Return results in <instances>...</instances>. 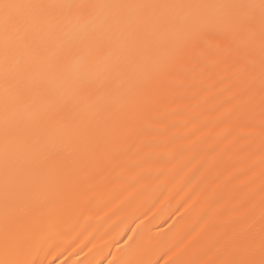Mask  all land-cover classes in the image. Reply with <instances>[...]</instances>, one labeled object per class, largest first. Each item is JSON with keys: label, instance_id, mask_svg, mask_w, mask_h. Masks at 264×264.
I'll return each mask as SVG.
<instances>
[{"label": "bare ground", "instance_id": "1", "mask_svg": "<svg viewBox=\"0 0 264 264\" xmlns=\"http://www.w3.org/2000/svg\"><path fill=\"white\" fill-rule=\"evenodd\" d=\"M15 2L169 7L50 9L35 34L38 47L10 41L15 51L7 72L0 33V242L6 211L48 216L33 242L11 258L218 264L232 258L234 240L258 249L264 238L259 9L217 6L260 0ZM250 11L256 23L237 30L233 16ZM194 29L209 32L215 52H194L169 70L176 47Z\"/></svg>", "mask_w": 264, "mask_h": 264}, {"label": "snow or ice", "instance_id": "2", "mask_svg": "<svg viewBox=\"0 0 264 264\" xmlns=\"http://www.w3.org/2000/svg\"><path fill=\"white\" fill-rule=\"evenodd\" d=\"M64 7L76 9L90 8H110V9H153L161 7H169L165 5H149V4H134V5H51L41 3H18L15 0H0V33L3 34L4 47L2 49L3 63L5 72H7V64L10 57L14 54L15 48L10 43L13 37L18 42H26L27 46L33 44L39 46L35 34L41 31L48 21V11L50 9H63ZM229 10L247 8L250 10L259 9V23L261 25V53H262V75H264V0H260L259 5H220ZM79 17L83 18L86 13L81 11ZM257 16L255 11H250L248 15L240 17L233 16V24L237 30L250 28L256 23ZM121 23H127V17H121ZM62 24V21L60 22ZM58 30V29H57ZM223 35V33H218ZM209 32L205 29L191 30L183 37L181 42L175 49L174 62L168 66L171 70L175 63L186 59L194 52L200 51L201 54L214 53L215 46L211 45L208 39ZM90 37H81V43L86 44ZM36 48H33L35 51ZM7 88V76H6ZM8 161L9 154L5 152V194L7 199L8 190ZM48 224V216L43 212L34 211L31 213L20 212L13 216H9L6 211L4 219V230L2 242V258L0 264H34L31 260H14L12 254L14 251L24 250L30 243L33 242L36 234ZM228 250L232 258L221 260L218 264H264V238H262L259 248L251 244H245L240 240L232 241ZM138 264H145L144 261H139ZM158 264V262H157ZM167 264V261L165 262Z\"/></svg>", "mask_w": 264, "mask_h": 264}]
</instances>
